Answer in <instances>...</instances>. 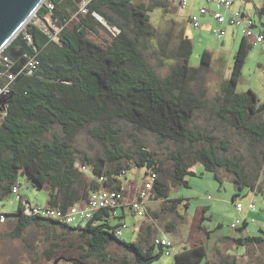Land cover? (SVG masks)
I'll return each instance as SVG.
<instances>
[{
    "label": "trees",
    "instance_id": "trees-1",
    "mask_svg": "<svg viewBox=\"0 0 264 264\" xmlns=\"http://www.w3.org/2000/svg\"><path fill=\"white\" fill-rule=\"evenodd\" d=\"M148 1L149 5L144 6L131 0H46L36 15L44 20L49 18L60 29L58 42L30 22L2 52L14 62L11 72L16 77L10 87L8 108L0 119V201L11 195L20 175H27L38 188H45L47 206L62 211L85 203L95 191H123L119 177L130 168L156 175L150 200L158 203V208L147 209L149 222L137 228V239L133 242L115 235L121 224L109 222V218H117L110 209L95 213L76 227L26 216L20 202L17 211L5 213L4 220H14L11 234L14 238H20L30 225L42 227L48 235L61 240L77 234L86 246L85 254L66 255V259H74L68 264L158 261L165 247L155 244L157 228H161L157 222L163 224L168 235L175 230V224L166 218L180 217L181 202L169 200L168 193L177 185L187 186L185 178L196 175L195 166L212 172L219 183L218 168L233 176L236 187L247 186L253 193L261 190L259 178L264 175V164L260 174L255 169L251 180L239 160L220 156V150L227 151L223 142L217 144L212 136L191 126L195 113L202 107L203 96L189 85L210 70L211 52H203L199 68L190 67L192 43L181 33L174 49H168V39L160 44L164 58L175 61L166 77L161 78L144 59L139 40L156 35L151 7L159 4L157 0ZM263 14L264 9L258 10L259 16ZM100 29L106 32V38L101 36ZM25 34L30 36V42L23 39ZM252 47L242 37L230 78L220 86L217 115L233 129L263 143L261 159L264 160V102L260 103L251 90L236 91ZM34 56L39 61L37 70L31 75L18 73L25 61ZM5 70L0 65V72ZM114 120H123L136 130L150 132L160 143L178 144L179 149L168 156L171 165H165L141 144L124 148L119 130L111 123ZM53 128H58L62 135L53 134L49 141H44ZM83 131L104 145L102 154L81 156L72 142ZM81 167L87 168L90 176ZM201 230L209 234L199 224L197 231ZM226 240L240 245L264 243L262 236ZM109 245L123 250V255H108ZM65 248L52 242L43 251V258L53 263L58 250ZM208 256L200 238L190 247L175 249L174 253L175 264H201L204 260V264H212ZM220 258V264H237L235 256L226 254Z\"/></svg>",
    "mask_w": 264,
    "mask_h": 264
},
{
    "label": "rangeland",
    "instance_id": "rangeland-1",
    "mask_svg": "<svg viewBox=\"0 0 264 264\" xmlns=\"http://www.w3.org/2000/svg\"><path fill=\"white\" fill-rule=\"evenodd\" d=\"M157 1L159 4H153L151 7V20L156 28V35L150 39L139 40L144 59L161 78L166 77L172 66L175 65V61L164 58L160 51V44L168 39V49H174L181 33L192 43V53L188 61L190 67L199 68L203 52L205 50L211 52L210 70L199 75L189 85L190 89L203 96L202 107L195 113L191 126L195 130L212 136L215 143L223 142L227 151L220 150V156L233 161L239 160L246 175L253 180L255 169L259 173L264 164V160L261 159L263 143L233 129L217 115L220 86L230 78L234 55L242 38L241 32L237 31L233 35L231 28H228L225 37L218 38L213 33V23L202 24L201 27L194 28L189 22V16L199 5V2L190 6L188 1L191 0H185L186 5L181 7L179 0ZM230 1L251 16L256 23L255 31L264 30V14L260 18L256 13V8H264V0ZM131 2L144 6L149 5L148 0H131ZM161 4L165 6L162 7ZM30 22L52 30L37 16H33L29 20ZM47 23L52 25L49 18H47ZM227 27L228 25L225 26V28ZM99 32L103 38L107 37L104 30L100 29ZM248 90L256 94L260 103L264 102V48L262 45L250 49L241 70L236 91L245 93ZM111 123L114 128L119 130L124 148L132 149L135 145L141 144L148 151L154 152L159 160L165 162V165H171L167 159L171 153L179 149L178 144L171 141L160 143L152 133L136 130L123 120H114ZM53 134L62 135L58 128H53L43 140L49 141ZM72 145L80 151L81 156L82 154H102L105 149L104 145L87 131L81 132ZM81 170L90 176L87 168L83 170L81 167ZM262 170L264 172V166ZM195 171L196 175L186 176L187 186L177 185L172 187L168 193L169 200L181 202L178 208L180 217L166 218L167 222L175 224V230L168 233V237L174 243L176 251H180L183 246L190 247L196 239L200 238L212 264H220L221 255L226 254L235 256L237 264H264V243L257 246L240 245L232 240H226V238L237 239L246 236H262L264 238L262 234L264 232V175L262 174L259 178L261 190L253 193L247 186L236 187L232 182L233 176L223 169H217L221 183L214 179L212 172L205 170L202 166H195ZM148 174L149 172L146 173L144 169L130 168L119 177L126 202L133 201L136 191L142 187L145 181L143 179H146ZM17 186L19 196L23 201H28L32 207L43 208L47 205V190L38 188L27 175L18 177ZM236 201L243 206V214L247 211L248 205L253 204L254 208L250 210L246 223L244 215H240L236 210ZM18 203L19 201L15 199L14 195L7 196L0 201L2 212L17 211ZM151 203L148 209L156 210L158 203ZM183 203H187V206H184ZM118 212L120 217L109 218V222L124 224L120 238L126 242L135 241L137 228L141 224L149 222V212L145 215L141 212H132L129 208H125L123 212L118 209ZM79 224L80 220L76 219L71 226L76 227ZM199 224L209 232L208 235L202 230L197 231ZM157 225L164 230L162 223L157 222ZM232 225L235 227L232 228ZM13 229V219L0 222V264H52L51 262L47 263L43 258V251L48 249L52 242L64 248L73 245L72 248H65L67 250H58L55 258L65 257L68 254L76 256L85 254L86 246L77 234L66 240H61L54 238L52 234L48 235L47 230L42 227L30 225L20 238H14L11 236ZM106 251L110 256H122L124 253L115 245L107 246ZM204 263L205 260L201 264ZM57 264H68V262L61 260ZM153 264H175L174 253L167 254L164 251L162 257Z\"/></svg>",
    "mask_w": 264,
    "mask_h": 264
},
{
    "label": "built area",
    "instance_id": "built-area-1",
    "mask_svg": "<svg viewBox=\"0 0 264 264\" xmlns=\"http://www.w3.org/2000/svg\"><path fill=\"white\" fill-rule=\"evenodd\" d=\"M201 2L198 6L196 12L189 16V22L194 28H199L201 26V17L206 16L208 14L211 15L215 28L213 29V33L218 38H223L226 35L225 26H231L237 30H239L244 38L249 40L253 45H262L264 44V35L262 33H256L254 31L255 22L254 20L247 14L241 12L240 10L233 9V3L230 0H195ZM186 5L185 0L180 1V6L184 7ZM207 5L213 6V11L208 12ZM51 8V5L49 4ZM82 12L85 10L82 7ZM37 16V15H35ZM38 17V16H37ZM39 19L43 20V22L52 30H47L44 26L39 25L37 23H33L39 26L46 34L51 36V40L54 42H58L57 34L60 29L55 28L52 24L47 23V20H44L40 17ZM22 31V30H21ZM20 31V32H21ZM23 39L28 42L31 41L30 36L25 34ZM0 65L4 66L5 71L0 72V119L4 116L7 108H8V95L10 93V87L12 82L14 81L16 74L11 72L12 66H14V62L8 57L0 53ZM39 65V61L36 56L28 58L24 65L18 70V73H26L33 74ZM156 179V175L154 173H150L147 176V180L143 182L142 187H140L136 191V196L131 203L126 202L125 200V192L124 191H116V190H99L90 193L87 201L82 204H76L74 206L69 207L66 211H62L57 208H51L45 206L41 207H32L28 201H23V199L19 196L18 186H14L11 191V196L14 195L15 199L20 202V204L24 207L23 214L29 217L37 216L44 219H51L54 221H58L62 224L72 225L76 219L80 220L81 223H85L90 220L93 215L97 212H100L103 209L112 210V214L114 217H119L118 209H121L123 212L125 208H129L132 212H141L143 214H147V204L150 201V191L153 187V182ZM235 207L237 212H241L243 210V206L236 201ZM253 204L250 203L248 205L247 210H253ZM5 212H2L0 206V221H4ZM125 225L121 224V227L118 228L115 232L117 237H121L122 229ZM232 228L235 226L232 225ZM158 229V237L155 239V244L161 245L165 247L166 253H175V246L172 244V241L168 237V235L164 232L162 228Z\"/></svg>",
    "mask_w": 264,
    "mask_h": 264
},
{
    "label": "water",
    "instance_id": "water-1",
    "mask_svg": "<svg viewBox=\"0 0 264 264\" xmlns=\"http://www.w3.org/2000/svg\"><path fill=\"white\" fill-rule=\"evenodd\" d=\"M46 0H0V53L13 41L20 31L37 14V10ZM100 21L102 19L98 18ZM70 262L74 259L56 258L52 264L59 261Z\"/></svg>",
    "mask_w": 264,
    "mask_h": 264
},
{
    "label": "crops",
    "instance_id": "crops-1",
    "mask_svg": "<svg viewBox=\"0 0 264 264\" xmlns=\"http://www.w3.org/2000/svg\"><path fill=\"white\" fill-rule=\"evenodd\" d=\"M179 2H180V0H179ZM178 2V3H179ZM197 2H199V1H195V0H191V1H188V4L190 5V6H194ZM232 2V1H231ZM233 3V2H232ZM180 4V3H179ZM201 4V2H199V5ZM198 5V6H199ZM198 6L195 8V10L191 13V14H193L194 12H196V10H197V8H198ZM207 7V9H208V12H212L213 11V6L212 5H207L206 6ZM233 9L234 10H240L241 12H243V13H245V14H247L246 12H245V10H243L242 8H240V7H238L237 5H235L234 3H233ZM260 9H264L263 7H260V8H256V13L258 14V10H260ZM190 14V15H191ZM247 15H249V14H247ZM250 16V15H249ZM262 16V15H261ZM261 16H260V18H261ZM251 17V16H250ZM213 23V25H214V27H213V29L215 28V24H214V21H213V19H212V17H211V15L210 14H208V15H206V16H202L201 17V26H202V24H212ZM256 24V23H255ZM200 26V27H201ZM228 28H231V34H236V32L238 31L239 32V30H237V29H235V28H233V27H231V26H228L227 28H225L226 30L228 29ZM233 28V29H232ZM255 31V30H254ZM262 31L263 30H257V31H255L256 33H262ZM243 37V36H242ZM242 39V38H241ZM254 46H258V45H253V47ZM264 46V44H262V48H264L263 47ZM148 176V175H147ZM147 176H146V179H143V180H147ZM152 201L150 200L149 202H148V204H147V209H148V207H150L151 206V203ZM151 203V204H150ZM150 204V205H149ZM47 206V205H46ZM240 215L241 214H243V210L239 213ZM249 214H250V211L248 212V210L245 212V214H243L244 215V221H246L247 222V217L249 216Z\"/></svg>",
    "mask_w": 264,
    "mask_h": 264
}]
</instances>
